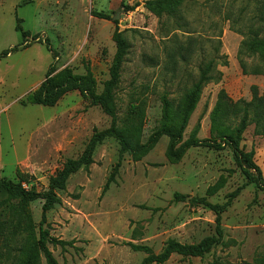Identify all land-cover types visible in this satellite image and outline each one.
<instances>
[{"label": "rangeland", "instance_id": "rangeland-1", "mask_svg": "<svg viewBox=\"0 0 264 264\" xmlns=\"http://www.w3.org/2000/svg\"><path fill=\"white\" fill-rule=\"evenodd\" d=\"M147 1L0 0V179L22 181L25 188L41 192L65 161L81 155L95 131L109 128L110 119L77 92L52 108L21 102L43 82L52 64L77 75H84L88 67L100 93L115 54L111 38L116 30L124 32L129 44L117 91L119 112L129 94L148 87L142 142L162 125L159 94L167 89L171 98H181L197 81L202 62L211 63L222 78L203 88L182 141L195 129L197 139H213L209 117L220 91L233 103H249L253 88L258 95L264 93V77L243 71L253 59L243 58V65L238 61L244 40L239 32L248 34L262 0H192L184 9L189 34L176 32L177 40L171 42L144 9ZM17 20L28 34L25 45L16 31ZM257 29L262 31V26ZM236 124L232 117L227 126L233 129ZM167 146L168 139L162 138L137 163L125 156L104 194L118 160V145L108 139L97 147L93 165L70 177L65 192L58 194L61 205L47 213L50 235L72 242L64 248L48 246L58 264H140L145 255L128 244L159 254L168 240L195 245L215 235V215L193 201L221 206L245 185L232 152L227 147L195 148L172 162L166 158ZM241 148L253 151V162L264 178V133H258L254 123L242 135ZM243 188L221 215L228 245L202 259L174 255L165 264H264V192L253 185ZM41 207V201L31 205L36 225ZM16 245L6 246L0 238V264H18Z\"/></svg>", "mask_w": 264, "mask_h": 264}, {"label": "trees", "instance_id": "trees-1", "mask_svg": "<svg viewBox=\"0 0 264 264\" xmlns=\"http://www.w3.org/2000/svg\"><path fill=\"white\" fill-rule=\"evenodd\" d=\"M192 0H150L145 2L144 9L157 19L161 36L168 42L177 40V33H187L188 23L184 16V9ZM127 12L132 9L126 10ZM257 12V11H256ZM257 19H253L248 29V34L239 32L244 40L238 51V61L243 65L244 59H253V63L243 71L246 75L264 77V39L260 38L264 31V0ZM99 19H107L104 15L94 14ZM262 26V31L257 27ZM16 31L23 38V45L27 43L28 34L23 32L20 21L17 20ZM189 38V37H188ZM115 46V54L108 70V80L103 83V88L98 93L97 81L87 67L84 75H77L70 68L58 71L52 64L44 77L43 82L30 92L22 106L32 105L41 107H55L66 95L77 92L89 107H98L101 112L110 119V126L103 131H95L89 138L81 155L75 160H67L62 167L48 178L47 187L37 192L34 187L25 188L22 181L14 182L5 178L0 179V238H3L6 246L15 242V252L18 253V264H58L48 249V246L67 247L72 242H64L53 238L49 233L47 213L56 206L61 205L59 193L65 192L67 183L73 175L81 170H87L93 165V155L100 145L106 140L112 139L118 145V160L113 167L111 175L103 188L104 194L117 175L122 160L125 156L132 162H140L145 158L162 138L168 139L166 158L176 162L181 160L190 149L206 148L223 150L227 147L233 155L237 169L241 172L246 183L243 187L253 185L264 192V178L261 171L254 164L253 151L245 153L241 148L242 135L247 127L254 123L256 131L264 133V93L258 95L255 88L249 103H233L223 91L217 95V102L212 110L210 120L211 141L196 138L197 129L186 141H182L188 121L200 100L203 88L209 83H219L222 74L211 63L202 62L199 69V77L192 88L181 98H171L172 94L164 89L159 94L162 105V125L142 142L143 130L146 122V97L148 87H142L139 92L129 94L128 104L122 113L117 104V91L122 77L123 66L129 51V44L124 32L115 31L112 35ZM37 41V38L34 39ZM188 41H191L189 38ZM48 52L52 50L45 43ZM9 53L6 52L4 56ZM236 118L237 124L233 129L227 125L231 118ZM238 188L227 197L223 205H212L205 200L193 201L210 210L215 215V235L203 239L195 245L179 244L174 240H168L159 254L145 246L128 247L136 253L145 255L140 264H165L174 255L183 259H202L219 247L226 246L221 229V215L231 206L232 201L244 188ZM175 199H183L175 196ZM41 201V219L39 224L33 221L31 205ZM262 264V262H261Z\"/></svg>", "mask_w": 264, "mask_h": 264}]
</instances>
